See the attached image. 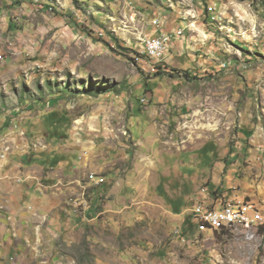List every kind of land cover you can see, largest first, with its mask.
<instances>
[{
  "label": "rangeland",
  "instance_id": "1",
  "mask_svg": "<svg viewBox=\"0 0 264 264\" xmlns=\"http://www.w3.org/2000/svg\"><path fill=\"white\" fill-rule=\"evenodd\" d=\"M154 20L182 33L161 61ZM0 56V161L54 165L64 215L5 264H264L191 217L264 199V0H0Z\"/></svg>",
  "mask_w": 264,
  "mask_h": 264
},
{
  "label": "crops",
  "instance_id": "2",
  "mask_svg": "<svg viewBox=\"0 0 264 264\" xmlns=\"http://www.w3.org/2000/svg\"><path fill=\"white\" fill-rule=\"evenodd\" d=\"M17 155H10L7 162L0 161V264H5L7 254L15 252L22 255L15 258L18 261L36 262L33 252L39 253L33 237H38V241L42 238L47 246L54 224L64 218L63 213L55 218L63 206L53 201L54 195L48 194L49 175H43L44 171L53 170L54 165L50 168V163L38 156L28 159V155L22 158Z\"/></svg>",
  "mask_w": 264,
  "mask_h": 264
},
{
  "label": "built area",
  "instance_id": "3",
  "mask_svg": "<svg viewBox=\"0 0 264 264\" xmlns=\"http://www.w3.org/2000/svg\"><path fill=\"white\" fill-rule=\"evenodd\" d=\"M152 25L155 28L154 36L147 38V42L141 43V46L143 47L142 54H145L150 60H155L156 56L168 53L171 39H179L182 33L179 30L170 32V34L163 32L160 29V22L157 20H154ZM0 59H2L1 56ZM4 157V155H0V160H3ZM217 201H224V208H217ZM191 217L200 231L209 230L201 229V221H209L210 229H212V223L235 218H242L243 223H253L257 224V227L264 228V200L259 203L252 202V208H244V201L236 199L216 198L211 204L195 202L191 209Z\"/></svg>",
  "mask_w": 264,
  "mask_h": 264
},
{
  "label": "bare ground",
  "instance_id": "4",
  "mask_svg": "<svg viewBox=\"0 0 264 264\" xmlns=\"http://www.w3.org/2000/svg\"><path fill=\"white\" fill-rule=\"evenodd\" d=\"M146 42L147 40L145 41V43ZM164 56L165 55H158L155 57V59L161 61ZM217 208H224V201L217 204ZM244 208H252V202H244ZM201 224L210 229L209 221H201ZM212 229L218 230L219 232L242 233L248 239H253L257 234L264 236L263 227H257V224L253 223H243L242 218H235L229 219V221H219V223H212Z\"/></svg>",
  "mask_w": 264,
  "mask_h": 264
},
{
  "label": "trees",
  "instance_id": "5",
  "mask_svg": "<svg viewBox=\"0 0 264 264\" xmlns=\"http://www.w3.org/2000/svg\"><path fill=\"white\" fill-rule=\"evenodd\" d=\"M11 28H12V29H15V28H14V25H10V26H9V29H11ZM239 48L243 49L242 47H239ZM215 193H216V192H212L211 194H212V195H215Z\"/></svg>",
  "mask_w": 264,
  "mask_h": 264
}]
</instances>
